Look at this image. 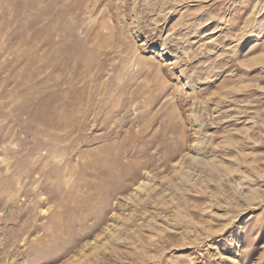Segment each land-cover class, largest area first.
Returning <instances> with one entry per match:
<instances>
[{"label":"rangeland","instance_id":"obj_1","mask_svg":"<svg viewBox=\"0 0 264 264\" xmlns=\"http://www.w3.org/2000/svg\"><path fill=\"white\" fill-rule=\"evenodd\" d=\"M0 264H264V0H0Z\"/></svg>","mask_w":264,"mask_h":264}]
</instances>
